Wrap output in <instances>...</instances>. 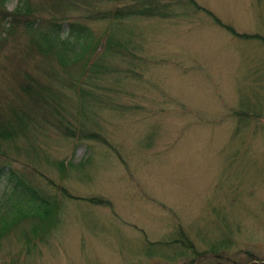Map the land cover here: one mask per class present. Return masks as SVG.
I'll list each match as a JSON object with an SVG mask.
<instances>
[{
  "label": "rangeland",
  "instance_id": "rangeland-1",
  "mask_svg": "<svg viewBox=\"0 0 264 264\" xmlns=\"http://www.w3.org/2000/svg\"><path fill=\"white\" fill-rule=\"evenodd\" d=\"M87 1L89 12L133 14L76 18L88 32L73 50L89 58L85 69L82 59L67 67L79 100L53 81L61 130L55 112L40 115V129L8 152L41 198L57 196L58 210L11 225L0 264L264 260V0ZM24 41L12 51L9 39L0 65L14 53L45 84L51 69L64 74L55 57L51 66L24 53ZM69 127L76 136L64 135ZM6 180L3 217L17 195Z\"/></svg>",
  "mask_w": 264,
  "mask_h": 264
},
{
  "label": "trees",
  "instance_id": "trees-1",
  "mask_svg": "<svg viewBox=\"0 0 264 264\" xmlns=\"http://www.w3.org/2000/svg\"><path fill=\"white\" fill-rule=\"evenodd\" d=\"M90 6L92 4L87 0L81 3L78 0H18L16 6L9 10L6 0H0V51L9 39H12L10 50H19L18 43L21 44L23 39L24 53L46 56L51 66L54 64L50 63L49 56H53L57 60V65L64 68V74L51 69L48 84H45L43 81L45 76L39 77L30 73L28 67L23 66L25 61L15 58L14 53L4 56L3 64L0 65V73L6 71V74L4 72L0 74V84L3 85L0 87V175L6 171L8 181H13L12 192L17 191V195L30 196L32 200L29 201L33 202L36 208V210L28 208L25 203L20 204V200L16 201L18 197H14V202L19 205L17 204V207L12 205L6 217H3L4 213L0 214V237L11 225H16L26 216H32L40 221L45 217V213L50 216L51 212L57 211V199L50 202L41 198L32 185L14 170L10 162L13 158L10 156L8 159V152L10 148L18 150L17 141L28 139L34 131L40 129L41 126L37 124L40 115L45 117L46 113L55 112L56 117H53L51 124L61 130L63 125L61 119L64 117L59 110L56 111V104L49 105L48 99H53L51 89L53 81L64 80L76 91L79 88V81L69 82L71 77L67 75L69 71L67 67L77 63L79 59V54L73 51L74 45L79 44V40L87 32L84 24L78 22L76 18L107 19L125 13L122 12L124 10L120 11L121 9L89 12ZM127 12L133 14L126 11V15ZM14 40L16 45L13 44ZM82 68L85 69L86 64ZM78 76L80 78V75ZM63 131L75 136L70 127L68 131ZM24 210L26 212L23 214ZM30 211H33V215ZM37 222L38 220L35 223ZM51 224L52 222L48 224V228ZM34 226H38V223ZM9 264L16 263L12 261Z\"/></svg>",
  "mask_w": 264,
  "mask_h": 264
}]
</instances>
